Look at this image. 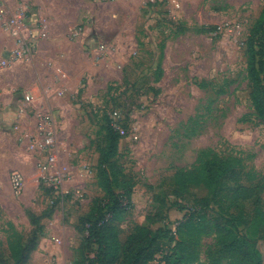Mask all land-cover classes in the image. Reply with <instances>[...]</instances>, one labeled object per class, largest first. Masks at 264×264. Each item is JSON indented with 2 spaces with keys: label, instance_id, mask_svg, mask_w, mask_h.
I'll use <instances>...</instances> for the list:
<instances>
[{
  "label": "rangeland",
  "instance_id": "374dc122",
  "mask_svg": "<svg viewBox=\"0 0 264 264\" xmlns=\"http://www.w3.org/2000/svg\"><path fill=\"white\" fill-rule=\"evenodd\" d=\"M22 1L33 22L46 25L35 71L48 91L61 160L71 172L68 185L82 188L84 197L53 204L37 182V159L17 145L13 123L0 118V253L10 264L12 247L26 243L37 227L42 235L27 264H79L95 254L97 246L80 247L83 235L73 228L95 220L107 210L103 199L111 201L129 183L113 167L110 191L97 177L109 123L124 132L113 161L137 183L134 207L115 220L120 238L146 222L167 250L181 231L191 247L189 264H242L232 243L245 237L264 264V118L252 103L246 54L251 29L264 20V0ZM260 77L264 84V72ZM213 157L243 173L244 189L220 200L222 210L212 203L190 228L156 223L189 193L213 197L204 186L180 192L175 184L178 172ZM15 169L27 179L21 195L10 183ZM63 239L67 259L47 248L57 249ZM161 258L149 264H163Z\"/></svg>",
  "mask_w": 264,
  "mask_h": 264
},
{
  "label": "trees",
  "instance_id": "16d2710c",
  "mask_svg": "<svg viewBox=\"0 0 264 264\" xmlns=\"http://www.w3.org/2000/svg\"><path fill=\"white\" fill-rule=\"evenodd\" d=\"M247 47L249 75L253 83L251 99L255 111L264 118V84L260 80V73L264 72V20L258 21L251 29ZM257 58H259V69L256 66ZM121 138L122 132L114 124L109 123L107 125L108 142L100 150L97 162V169L99 170L97 177L100 178L105 189L110 191L112 189L110 169L113 167L120 174H123L129 183H126L122 188L123 191L111 201L105 202L103 199L102 202H104L107 210L98 211L99 215L95 220L89 219L87 225L82 224L75 227L83 235L80 245L82 249L83 247L94 249L93 246H97L95 254L92 257L86 256L79 261V264H149L157 260L159 256H162L160 260L163 264H168L171 260L173 264H189L191 247L187 245V241L182 237L180 230L181 236L178 239H173L170 250H167V247L164 248L158 233L156 234L148 225H136L126 240H121L120 227L115 220H118L122 213L130 211L134 207L133 193L137 184L133 181L130 182L131 178L127 180L128 174L124 173V167L116 165L113 161L118 155ZM242 174L232 162L219 157L206 160L200 167L192 171L178 172L175 177L178 191H186L190 185L204 186L208 194L213 197H199L194 193H189L188 199L181 198L177 206L185 213L183 219L177 221L176 227L186 226L190 228L194 226L195 220H200L198 214L211 208L212 203L217 205L219 210H222L220 200L232 197L231 194L235 195L239 189L243 188ZM214 198H219V202H216ZM32 216L35 218L34 214ZM165 216V218L157 220L156 223L165 221L167 215ZM146 218L150 224H153L148 217ZM225 220L231 222L233 228H238L239 224L236 223L234 216H229ZM214 221L220 224L219 215ZM34 225H36V220ZM41 231L40 227L33 229L26 243H19L12 247L11 260L14 261V264H27L29 262L32 253L37 248L39 235H42ZM239 238H234L235 241L232 246L241 257L242 264H262L256 243L248 241L245 237ZM0 262L1 264H10L9 258H5L3 253H0Z\"/></svg>",
  "mask_w": 264,
  "mask_h": 264
},
{
  "label": "built area",
  "instance_id": "2783aa9c",
  "mask_svg": "<svg viewBox=\"0 0 264 264\" xmlns=\"http://www.w3.org/2000/svg\"><path fill=\"white\" fill-rule=\"evenodd\" d=\"M150 1L149 3L154 4L158 2L157 0ZM220 30L223 31L222 27ZM45 37H47L46 25L33 22L31 12L22 0H0V39H7L8 44L12 45L0 58V71L10 68L19 61L33 59L39 52L42 38ZM105 51L106 47L102 45L98 52L102 55ZM58 93L62 95L61 91ZM19 94L21 101L27 104L24 107L21 106L19 112L28 114L25 106L33 102V94L31 91H20ZM34 117L36 125L33 131L22 128L21 121L14 124V130H22L19 145L33 153L37 159L39 171L37 182L45 187L53 204L56 201H64L69 196L84 197L82 188H70L68 185L71 172L61 160L56 119L53 112L44 109L37 110L34 112ZM115 127L122 134L124 133L120 127L117 125ZM10 183L15 195L23 194L27 187L26 176L18 169L10 173Z\"/></svg>",
  "mask_w": 264,
  "mask_h": 264
},
{
  "label": "crops",
  "instance_id": "0c3cea01",
  "mask_svg": "<svg viewBox=\"0 0 264 264\" xmlns=\"http://www.w3.org/2000/svg\"><path fill=\"white\" fill-rule=\"evenodd\" d=\"M11 46L12 45L5 43L4 38L0 39V58L5 55L7 49H9ZM34 62V58L28 61H19L10 68L0 71V118H8V120L12 122L13 125L18 121H21L23 123L22 128H26L30 131H33L36 125L34 112L42 109L47 111L51 110L49 109L50 105L48 102V91L41 87L42 84L40 82L38 73L35 71L36 67ZM20 91H31L34 97L33 102L28 104L29 108L28 114L25 113L26 116L25 114L19 112L22 104L27 105L21 101L22 98L19 94ZM21 131L22 130H15V141L17 140V145L19 143ZM184 213L185 212L180 210L178 207L168 208L166 213L167 219L165 222L171 226L173 221L183 219ZM140 224L145 225L146 222H140ZM68 227L72 228V223L70 225L68 224ZM73 229L77 231L75 227ZM121 240L124 241L125 239L121 237ZM62 242V245L57 246V249L54 248L55 246L53 247L51 245H48L47 248H51V252L58 253L61 255V257H63V259H67L68 255L66 254V250H68L70 247L66 243L65 239H63Z\"/></svg>",
  "mask_w": 264,
  "mask_h": 264
}]
</instances>
